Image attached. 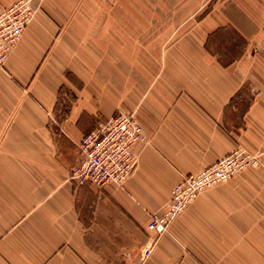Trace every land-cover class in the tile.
Returning <instances> with one entry per match:
<instances>
[{"label": "crops", "instance_id": "0c3cea01", "mask_svg": "<svg viewBox=\"0 0 264 264\" xmlns=\"http://www.w3.org/2000/svg\"><path fill=\"white\" fill-rule=\"evenodd\" d=\"M16 1L0 0V13ZM86 1L34 0L0 69V264H216L220 224L200 216L220 188L155 243L147 226L184 176L236 147L264 151L253 31L238 11H212L161 41L171 29L156 28L154 12ZM119 112L134 114L148 140L134 172L123 187L72 183L79 143ZM242 173L231 187L263 184L264 168Z\"/></svg>", "mask_w": 264, "mask_h": 264}, {"label": "built area", "instance_id": "2783aa9c", "mask_svg": "<svg viewBox=\"0 0 264 264\" xmlns=\"http://www.w3.org/2000/svg\"><path fill=\"white\" fill-rule=\"evenodd\" d=\"M37 10L34 0H17L0 13V69L5 67ZM147 141L135 115L119 112L100 122L83 137L78 145L80 162L71 170L69 180L77 186L123 187L138 163L136 146L146 144ZM261 167H264V151L252 153L236 147L228 156L201 172L184 176L173 188L164 211L151 216L147 229L155 234L154 243L205 190L247 169ZM151 253L152 247L146 249L145 256Z\"/></svg>", "mask_w": 264, "mask_h": 264}, {"label": "rangeland", "instance_id": "374dc122", "mask_svg": "<svg viewBox=\"0 0 264 264\" xmlns=\"http://www.w3.org/2000/svg\"><path fill=\"white\" fill-rule=\"evenodd\" d=\"M82 6L90 10L110 11L115 9V2L87 0ZM122 9L127 12H154L155 27L171 29L164 36L156 35L161 41L172 37L178 28L189 27L212 11H238L253 31L251 42L254 48L251 53L256 65L264 69V0H123ZM138 21L146 23L147 20L140 18ZM245 173L207 189L220 188L205 200L206 208L200 216L220 224L212 228L219 236L218 244H214L218 253L216 264H264V181L258 187L244 185L246 189L243 190L231 187L230 182Z\"/></svg>", "mask_w": 264, "mask_h": 264}]
</instances>
